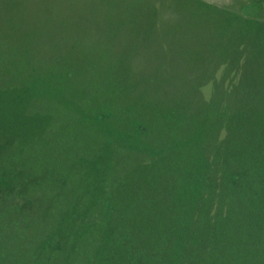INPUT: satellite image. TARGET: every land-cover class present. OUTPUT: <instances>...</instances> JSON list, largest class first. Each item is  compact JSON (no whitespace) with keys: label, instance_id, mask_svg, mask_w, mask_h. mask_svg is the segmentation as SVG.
<instances>
[{"label":"rangeland","instance_id":"rangeland-1","mask_svg":"<svg viewBox=\"0 0 264 264\" xmlns=\"http://www.w3.org/2000/svg\"><path fill=\"white\" fill-rule=\"evenodd\" d=\"M0 67L13 71L0 73V215L15 238L0 257L40 246L36 264H121L105 251L115 217L92 218L100 201L75 211L95 201L101 165L115 186L128 174L145 183L137 204L150 207L126 239L151 263L186 264L197 237L200 264H242L261 242L264 0H0ZM168 109L180 130L163 128ZM172 134L180 151L158 166L156 144ZM237 167L228 189L223 173Z\"/></svg>","mask_w":264,"mask_h":264},{"label":"trees","instance_id":"trees-1","mask_svg":"<svg viewBox=\"0 0 264 264\" xmlns=\"http://www.w3.org/2000/svg\"><path fill=\"white\" fill-rule=\"evenodd\" d=\"M17 64L14 65V69L16 67ZM5 67H0V71L2 69H4ZM6 69V68H5ZM18 70V69H17ZM7 72H9V68L6 69V72L4 73V70L0 73H2L3 76H5L7 74ZM13 71H10V73H12ZM3 78V77H2ZM128 113H131L130 110H125V113L123 115H126ZM91 115V114H89ZM132 117V115H130ZM129 117V116H128ZM162 117L164 118V126L163 128L166 130L171 131L172 128H175V130H180L182 128V121H181V116L180 115H176L173 113V110H166ZM127 118V117H126ZM258 119L256 118L253 121H257ZM168 123H167V122ZM141 124V123H139ZM148 129H150L149 127H147ZM148 129H143V127L141 125H137L136 127H132L131 131L132 132H136L138 134H142L144 133V131L146 130L147 132H149ZM174 137L175 135L172 134L171 137H168L167 140L164 143H157L156 144V148H155V153H156V164L158 166H161L165 161H169V160H173L174 156L177 155L180 151V147L176 144V142L174 141ZM106 162V161H105ZM111 160H110V165H111ZM109 165V166H110ZM107 167V166H106ZM242 168L237 167L235 168V170H229V171H225L224 176L222 177L223 180L225 181V179H227V184L225 182V185L228 189H230L231 184L235 185L240 183V181H242V177H243V172L241 170ZM103 165L100 166L98 173L96 174V188L97 191L94 193L93 195V199L95 200L94 202H90L88 204H79L77 203L75 206V211H77L76 213H81L88 205H92V204H96L99 203L98 201H100V206L101 208L99 209L98 213L92 214V218H94L95 220H103L104 223H106V221L108 222V220L112 219L113 217H115V223L112 229H106L105 232H103V234H105L106 238H105V244L108 245L105 248V251L108 250V252H113L112 250L108 249L110 246H114V252L115 255L119 257V263L121 264H156L155 262L151 263L150 258H147L145 256H143L141 253L138 252L137 249H135L133 247V245H131V243L129 242L128 239H126L127 235L129 236L130 240H131V232H133V230L130 227V223L128 219H131V216L135 217L138 215L139 212V208L141 207H150V206H138V202L139 203H144L148 200V198L150 197L147 194H142L141 190L142 187L139 185H145V183H140L138 184L137 182H135V178H129V174L125 175L124 178L126 179V183H121V185L119 186H115L117 183V178H115L116 180H114L115 182L113 183L112 180H103V176L101 175L103 173ZM159 172V171H158ZM136 175V174H135ZM134 175V176H135ZM129 181V184H128ZM223 185V186H225ZM161 186V184L158 186V188ZM102 188L103 189V193L98 196L97 198V192L98 190ZM123 198V199H122ZM81 200V198L79 199ZM123 200V202H122ZM83 205H86L85 207H83ZM81 208H78L80 207ZM74 211V212H75ZM193 211V218H198V217H202L204 215V212L199 209V208H192ZM151 214L152 213V209H150ZM130 215V216H129ZM88 216L91 217V212H88ZM3 216L0 215V240L4 239L7 240L9 243L6 244L4 243V246H0V253L4 252L3 250L12 246L14 239L13 237H5L6 229L4 228V224L3 222H1V218ZM74 217H77L74 215ZM174 217H176V211L174 209ZM114 219V218H113ZM123 219H126L125 221H127V225L124 226L122 224V222L124 221ZM105 225V224H104ZM78 228H82V225L77 226ZM195 226L191 227V229L189 230L190 233H192L193 229ZM107 228V227H106ZM197 228V227H196ZM4 229V230H3ZM104 230V229H103ZM201 230V227L198 228V231ZM262 240L259 243H254L252 245V247L250 248V251H246L244 254L242 255H238V260L242 262V264H264V229L262 230ZM20 233H22L23 235V231L20 230ZM59 233V232H58ZM119 237H123V241L126 240V245H124L123 247H118L116 248L115 244H116V240ZM197 237H194L191 240V246L194 245L192 244V242H196V245L192 247L193 252L190 253L189 255H187L188 257V262H186V264H200L201 262H206V258H204L203 260L198 258V254L200 253V245L198 244ZM73 240V239H72ZM74 241V240H73ZM132 241V240H131ZM39 243H41V239L39 240ZM130 243V244H129ZM50 244V247H45L47 249H45V251H49L47 254H44L42 256V261H46L47 257L50 256V250H52L53 248H55L56 246V239L54 240L52 238V233H48V235H46L43 238V242L41 243V246L44 247V245H48ZM117 245V244H116ZM190 246V248H191ZM40 246H34L31 247L30 249L27 250V254L26 256L23 255V252L20 251L19 247H11V250L4 257H0V259L4 262H10V264H21L22 262H26V264H36L37 263V258L38 256L41 254L39 253L38 249ZM72 247H74L72 245ZM49 248V249H48ZM203 248V247H202ZM54 251V250H53ZM56 251V250H55ZM114 252L111 253L114 255ZM169 250L163 254L168 253ZM22 256L21 259H16V256ZM114 255V256H115ZM172 255V254H171ZM237 255V254H235ZM204 257V256H203ZM95 259L93 260L92 263L90 264H99L98 261L96 260L98 257H94ZM113 258V256H112ZM0 260V261H1ZM26 260V261H25ZM111 261V260H110ZM171 260V257L166 256V258L164 259L162 264H173L174 261ZM112 262L105 261V264H111ZM2 264V263H1ZM83 264V263H82ZM161 264V263H159ZM176 264H182L180 262V256L176 262Z\"/></svg>","mask_w":264,"mask_h":264}]
</instances>
